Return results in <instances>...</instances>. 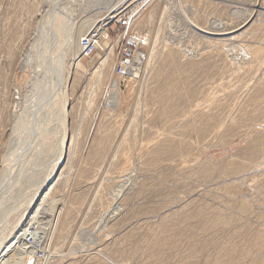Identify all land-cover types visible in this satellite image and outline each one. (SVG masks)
I'll list each match as a JSON object with an SVG mask.
<instances>
[{"label":"rangeland","instance_id":"obj_1","mask_svg":"<svg viewBox=\"0 0 264 264\" xmlns=\"http://www.w3.org/2000/svg\"><path fill=\"white\" fill-rule=\"evenodd\" d=\"M85 2L0 0V264H264V0H116L64 113L63 50L104 16Z\"/></svg>","mask_w":264,"mask_h":264},{"label":"bare ground","instance_id":"obj_2","mask_svg":"<svg viewBox=\"0 0 264 264\" xmlns=\"http://www.w3.org/2000/svg\"><path fill=\"white\" fill-rule=\"evenodd\" d=\"M46 3H52L55 2L54 5H61L62 2L70 4V3H75L76 0H44ZM116 0H87V2H89L88 4L91 5V11L92 13L95 12L97 9H101L99 13H96L97 15L104 13L103 17L101 19L98 20H89V22H85L84 24H82V29L80 30V35L73 41L71 40V44L74 45V48H70L67 47L66 49L63 50V56H62V62L60 63V68H59V73H58V84H57V90L60 91L61 93L59 94V100L62 102V104H60V112H68L69 110V104L67 102L66 96L67 93L69 91V86H70V82H71V76L74 73V70L77 69V66L79 64V46H77L79 38H81L82 36L85 35V33H87V30L89 31V29H93V30H100V28L102 29L103 26H105L104 22L105 21H109V20H113L114 18H116L117 16H119V14H121L125 8L119 7V5L117 3L114 4ZM118 1V0H117ZM82 2H84V0H77V3H80L79 5L81 6ZM124 2V1H123ZM85 4H87L85 2ZM87 4V5H88ZM44 5V4H43ZM54 5L52 7H54ZM74 5V4H73ZM126 5V2H125ZM71 6H68V8H70ZM64 8V7H63ZM76 8V7H75ZM86 8V7H85ZM88 8V7H87ZM105 9V12L102 11V9ZM40 9V7H39ZM57 9V8H56ZM62 9V8H61ZM51 10V9H49ZM48 10V11H49ZM74 10V9H73ZM87 10V9H86ZM78 11V10H77ZM87 11H90L89 9ZM48 13V12H47ZM52 13V11H51ZM59 13V12H58ZM73 13V12H72ZM85 13V12H84ZM57 14V13H56ZM51 15V14H50ZM74 14H72L73 16ZM93 16V15H92ZM252 19V18H251ZM87 21V19H86ZM77 23V22H76ZM251 23V22H250ZM107 24V22H106ZM79 26V25H78ZM76 27V26H75ZM79 28V27H77ZM78 30V29H77ZM92 31L90 30L88 33H91ZM210 33V32H209ZM207 34V33H206ZM230 34V33H229ZM219 35V34H218ZM214 37V36H213ZM68 38L70 39V37L68 36ZM69 43V42H68ZM70 46V44H69ZM180 46V45H179ZM258 52V51H256ZM185 53V52H184ZM111 54V51H109V54H107L106 58L102 59L99 64L96 66L94 74L95 76H99L104 67L107 65L109 59V55ZM183 54V53H182ZM166 55V54H165ZM177 55V54H176ZM195 56V55H194ZM68 57H72V59L70 61H66V58ZM161 58V57H160ZM88 59V58H87ZM161 60V59H160ZM85 61V60H84ZM110 63V61H109ZM110 66V65H109ZM108 66V67H109ZM175 66V65H174ZM80 66H78L79 68ZM114 67V66H113ZM130 68H131V63L128 67H126L125 72H124V79H130ZM111 69V68H110ZM161 70V69H160ZM91 74V73H90ZM94 76V75H93ZM73 79V78H72ZM160 79V78H159ZM162 79V78H161ZM91 80H92V76H91ZM95 80V79H94ZM92 80V81H94ZM97 80V79H96ZM109 80V79H108ZM163 80V79H162ZM91 81V82H92ZM164 81V80H163ZM96 82V81H95ZM162 82V81H161ZM93 83V82H92ZM171 83V82H169ZM166 86V85H165ZM72 88V87H71ZM71 90V89H70ZM56 100V99H55ZM60 102V103H61ZM175 106V105H174ZM172 107V106H171ZM60 114V113H59ZM61 115V114H60ZM67 115V114H66ZM65 115V116H66ZM63 119V118H62ZM59 120H61L59 118ZM64 121V119L62 120ZM61 121V122H62ZM66 121V119H65ZM63 124V123H62ZM61 125V123H60ZM62 126V125H61ZM59 128V127H58ZM65 128V127H64ZM60 131H62L61 129H59ZM65 130V129H64ZM63 130V131H64ZM67 134V133H66ZM66 134L63 132L61 138L59 139V143H58V147H59V152L60 155L58 157V159L56 160V163L54 165V167L52 168V171L50 172V174L48 175V177L45 179V181L42 183V185L37 189V191L35 192L32 200L30 201V203L28 204L27 207V211L26 213L23 214L24 218L25 216H27V218H29V221L31 219H33L34 217L37 216L38 211L41 209V207H39V204L41 202V200L45 197V195L48 194V192L57 184V182L59 181L60 177L62 176V174L64 173L68 163H69V157H70V151L72 148V142L70 139H66ZM71 138V137H69ZM153 148V147H152ZM58 153V151H57ZM173 155V154H172ZM141 156V155H140ZM143 170V169H142ZM60 212V211H59ZM58 212V213H59ZM59 216V215H58ZM22 218H20V220L22 221ZM205 218V217H204ZM166 219V218H165ZM203 219V218H201ZM20 220L18 221V223L20 222ZM209 220V219H208ZM211 221H206L204 220L203 222V227L205 229H210L211 227H213V223H210ZM214 222V221H212ZM217 223H222V221H215ZM212 230V229H211ZM14 233V232H13ZM11 234V236H6L5 238H3L0 241V259L3 257V255L5 254V250L7 245H9V242L11 241V237L14 234ZM216 233V232H215ZM179 242V241H178ZM177 244V243H176ZM158 246V245H157ZM223 246V245H222ZM153 247V246H152ZM151 247V249H153ZM155 248V247H154ZM158 250V249H157ZM160 250V249H159ZM164 250V249H163ZM162 251V250H160ZM221 251V250H220ZM233 249H229L228 252H232ZM159 252V251H158ZM248 252V250H244V253ZM161 253V252H160ZM6 256H8L9 259V254H7ZM45 258V257H44ZM191 258V257H190ZM46 260V259H45ZM41 263V262H40ZM45 263V262H44ZM12 264H20L19 258H16L12 261Z\"/></svg>","mask_w":264,"mask_h":264},{"label":"built area","instance_id":"obj_3","mask_svg":"<svg viewBox=\"0 0 264 264\" xmlns=\"http://www.w3.org/2000/svg\"><path fill=\"white\" fill-rule=\"evenodd\" d=\"M97 33L92 32L85 37H82L79 42V60L87 59L95 54L98 49L101 50L99 44V36ZM132 62V52L130 49H124L118 54V63L115 67V74L118 77H122L125 72V68Z\"/></svg>","mask_w":264,"mask_h":264}]
</instances>
